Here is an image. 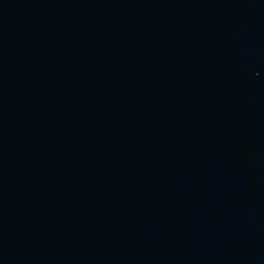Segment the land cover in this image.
<instances>
[{
	"label": "water",
	"instance_id": "1",
	"mask_svg": "<svg viewBox=\"0 0 264 264\" xmlns=\"http://www.w3.org/2000/svg\"><path fill=\"white\" fill-rule=\"evenodd\" d=\"M0 264H264V0H0Z\"/></svg>",
	"mask_w": 264,
	"mask_h": 264
}]
</instances>
